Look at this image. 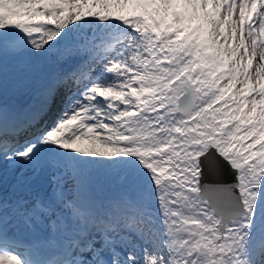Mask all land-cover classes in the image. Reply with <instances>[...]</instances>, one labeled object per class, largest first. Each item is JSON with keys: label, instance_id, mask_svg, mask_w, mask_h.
Here are the masks:
<instances>
[{"label": "snow or ice", "instance_id": "1", "mask_svg": "<svg viewBox=\"0 0 264 264\" xmlns=\"http://www.w3.org/2000/svg\"><path fill=\"white\" fill-rule=\"evenodd\" d=\"M0 264H264V0H0Z\"/></svg>", "mask_w": 264, "mask_h": 264}, {"label": "water", "instance_id": "2", "mask_svg": "<svg viewBox=\"0 0 264 264\" xmlns=\"http://www.w3.org/2000/svg\"><path fill=\"white\" fill-rule=\"evenodd\" d=\"M230 169L226 162H222L219 174L215 171H208L206 169V174L208 175V181L213 183H228L231 180Z\"/></svg>", "mask_w": 264, "mask_h": 264}, {"label": "rangeland", "instance_id": "3", "mask_svg": "<svg viewBox=\"0 0 264 264\" xmlns=\"http://www.w3.org/2000/svg\"><path fill=\"white\" fill-rule=\"evenodd\" d=\"M235 18H236V17H234V19H235ZM257 60H258V62H259L258 57H257L256 59L253 58L252 66H251L250 69H249L250 72H253V73H254L255 66L258 65V64H257Z\"/></svg>", "mask_w": 264, "mask_h": 264}]
</instances>
